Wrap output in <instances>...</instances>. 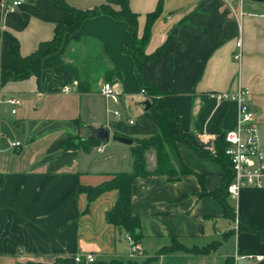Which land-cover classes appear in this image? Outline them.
Here are the masks:
<instances>
[{"label":"crops","instance_id":"1","mask_svg":"<svg viewBox=\"0 0 264 264\" xmlns=\"http://www.w3.org/2000/svg\"><path fill=\"white\" fill-rule=\"evenodd\" d=\"M13 1L0 0L2 69L14 65L5 33L17 38L21 55L28 56L53 39L57 25L71 21L53 0H24L9 9ZM66 1L81 10L109 2ZM128 1L139 15L140 38L148 14L161 3L145 51L164 49L143 72L164 94L162 103L173 109L184 131L211 143L205 147L214 152L219 137L236 125L237 105L216 101L210 94L245 88L264 140V0ZM128 37L124 20L105 14L88 18L76 33H66L58 52L44 58L40 77L4 83L3 94L23 102L17 114L0 104V264H77L76 254H91L96 262L264 264V240L240 229L241 220L264 231V188H243L237 199L224 189V206L215 195L225 183L222 163L199 155L185 142L178 143V152L192 173L173 181L165 175L135 181L132 211L141 231L136 255L131 256L128 233L107 221L119 191L92 195L93 188L115 173L133 171L136 140L159 131L126 50ZM109 70L121 75L114 79L124 96L120 105L106 102L100 93ZM73 80L79 82L76 89L63 93L62 87ZM107 107L121 109L122 118L108 113ZM88 126L108 127L134 143L112 139L109 151L107 145L103 152L97 147L90 153L61 148L68 139L89 137ZM17 141L21 145L14 147ZM146 160L147 170L154 171V149L146 152ZM173 236L189 248L217 245L207 254L157 256Z\"/></svg>","mask_w":264,"mask_h":264},{"label":"trees","instance_id":"2","mask_svg":"<svg viewBox=\"0 0 264 264\" xmlns=\"http://www.w3.org/2000/svg\"><path fill=\"white\" fill-rule=\"evenodd\" d=\"M62 10L70 14L71 21L69 24H59L55 29V35L52 40L43 42L39 45L38 49L28 56H22L20 53V44L17 38L5 33L4 38L12 44V54L14 57V65L12 67L3 69V81L8 80H25L32 75L40 77L42 72V62L48 55L58 52L64 42L66 33L74 34L83 24V22L92 17L102 14L109 15L118 20H124L129 25V37L126 44L127 52L133 57L135 61V72L142 89L148 92L147 101L150 102V112L158 122V133L136 140V146L133 147L134 169L130 172L115 173L112 178L92 190V195H97L101 192L117 189L119 197L115 206L110 210L106 219L109 223L122 228L136 241L140 240V221L139 218L133 214L132 211V198L133 187L135 181L139 177L150 175H165L171 181L179 178L180 174L192 173V171L184 165L178 152V143L185 142L194 149L199 155L205 157H212L220 161L224 167V186L220 188L215 194L218 199L224 204L225 198L223 197L224 189L227 188L233 179V168L229 157L226 154L227 142L225 134L219 137L216 142L215 151L212 152L207 149L200 139L192 134L184 131L180 118L175 115L173 109L162 103L164 96L160 90L149 83L144 75V66L156 59L163 52L164 46L158 48L154 53L147 54L145 47L150 38L154 22L161 14V3L157 9L148 14L147 24L144 35L138 37L139 15L131 10L128 0H109L108 3L103 4L93 9L81 10L71 6L66 0H53ZM115 2L121 6L120 10L112 9L109 4ZM106 81L115 82V78H120L121 75L113 70H109ZM116 135H120L117 134ZM104 142L99 139L88 137H80L68 139L61 144L64 150L82 149L85 153L92 152L95 148L99 147ZM154 149L156 153V168L154 171H148L146 152ZM80 187L77 191L82 190ZM72 193V194H73ZM230 216L234 218L233 213L230 211ZM240 229L248 230L251 233L257 234L264 240V231L259 227L243 223L240 220ZM217 243H212L206 247H186L173 236L172 243L164 246L157 252V256L168 255L178 251H184L192 254H207L210 253ZM95 264H136L134 261L123 262L121 260H111L96 262Z\"/></svg>","mask_w":264,"mask_h":264},{"label":"built area","instance_id":"3","mask_svg":"<svg viewBox=\"0 0 264 264\" xmlns=\"http://www.w3.org/2000/svg\"><path fill=\"white\" fill-rule=\"evenodd\" d=\"M24 0H15L12 2L9 9L20 6ZM243 0H241L242 2ZM264 16V14L262 15ZM241 47V41L237 43ZM241 54H237L239 59ZM79 82L73 80L65 84L61 91L63 93H72ZM3 69L0 67V104L9 105L11 112L17 114L18 108L22 105V99L17 96H6L3 94ZM101 95L106 102L120 105L123 100L121 91L117 88V84L110 81L102 83L100 89ZM141 93L147 97L148 92L141 89ZM249 91L241 88L236 92H214L210 97L219 102L231 101L237 105V120L236 125L225 133V140L227 142L226 154L229 157L233 168V179L228 185V195L237 199L241 190L246 187L264 188V140L261 139L259 133V125L256 121L255 112L252 110L249 100ZM107 112L116 118H122L123 113L121 109L107 107ZM129 122L133 124L135 121L130 119ZM19 141L13 143L14 147L20 146ZM107 144L103 143L98 147L99 152H103ZM128 240L131 247V256L136 255L140 251L139 242L128 234ZM248 257H255L258 260L263 258L262 255H248ZM74 261L77 264H94L96 259L91 254H76Z\"/></svg>","mask_w":264,"mask_h":264},{"label":"water","instance_id":"4","mask_svg":"<svg viewBox=\"0 0 264 264\" xmlns=\"http://www.w3.org/2000/svg\"><path fill=\"white\" fill-rule=\"evenodd\" d=\"M256 1H263V0H256ZM146 106V110L150 109V102L145 101L144 102ZM88 129L90 130V135L88 138L93 139H99L100 141L104 142L105 144H109L110 141L116 140L120 143L126 144V145H132L134 143V139L123 136V135H116L112 134L111 129L108 127H94V126H88ZM202 145L210 147L211 143H202Z\"/></svg>","mask_w":264,"mask_h":264},{"label":"rangeland","instance_id":"5","mask_svg":"<svg viewBox=\"0 0 264 264\" xmlns=\"http://www.w3.org/2000/svg\"><path fill=\"white\" fill-rule=\"evenodd\" d=\"M109 6L112 8V9H114V10H120L121 9V6L119 5V4H116L114 1L113 2H111L110 4H109ZM140 102H143V100L141 99V101ZM88 131V130H87ZM87 132H85V135H87L86 134ZM80 137H84V136H81L80 135ZM109 147H108V151L111 149V146H110V144H107Z\"/></svg>","mask_w":264,"mask_h":264}]
</instances>
